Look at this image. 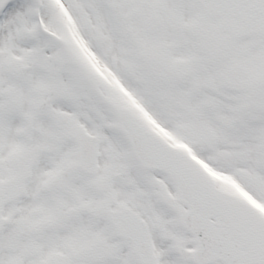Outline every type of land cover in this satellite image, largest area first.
<instances>
[{
    "label": "snow or ice",
    "instance_id": "obj_1",
    "mask_svg": "<svg viewBox=\"0 0 264 264\" xmlns=\"http://www.w3.org/2000/svg\"><path fill=\"white\" fill-rule=\"evenodd\" d=\"M0 264H264V0H0Z\"/></svg>",
    "mask_w": 264,
    "mask_h": 264
}]
</instances>
